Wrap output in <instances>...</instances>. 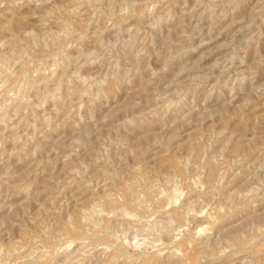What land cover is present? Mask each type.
<instances>
[{
	"label": "rangeland",
	"instance_id": "374dc122",
	"mask_svg": "<svg viewBox=\"0 0 264 264\" xmlns=\"http://www.w3.org/2000/svg\"><path fill=\"white\" fill-rule=\"evenodd\" d=\"M0 264H264V0H0Z\"/></svg>",
	"mask_w": 264,
	"mask_h": 264
}]
</instances>
